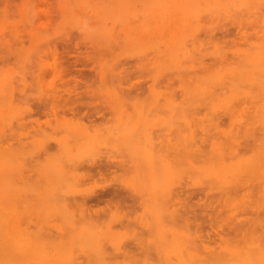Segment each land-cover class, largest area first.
<instances>
[{
	"label": "rangeland",
	"instance_id": "1",
	"mask_svg": "<svg viewBox=\"0 0 264 264\" xmlns=\"http://www.w3.org/2000/svg\"><path fill=\"white\" fill-rule=\"evenodd\" d=\"M0 264H264V0H0Z\"/></svg>",
	"mask_w": 264,
	"mask_h": 264
},
{
	"label": "bare ground",
	"instance_id": "2",
	"mask_svg": "<svg viewBox=\"0 0 264 264\" xmlns=\"http://www.w3.org/2000/svg\"><path fill=\"white\" fill-rule=\"evenodd\" d=\"M80 164H81V163H80ZM90 164H91V163H90ZM92 164H93V163H92ZM86 165H87V163H86ZM94 165H95V162H94ZM100 165H101V164H100ZM100 165L98 164V165H96V166H98V168H99ZM75 166H76V165H75ZM75 166H74V167H75ZM90 166H93V165H90ZM90 166H89V164H88V167H90ZM96 166H95V167H96ZM95 167H93V168H95ZM90 169H91V167H90ZM90 169H89V170H90ZM113 191H114V190H113ZM111 192H112V191H111ZM112 193H113V192H112ZM116 193H117V192H116ZM226 193H227V192H226ZM224 194H225V193H224ZM94 197H95V196H94ZM96 197H97V196H96ZM97 198H98V197H97ZM97 198H96V199H97ZM79 202H81V201H79ZM81 203H82V202H81ZM81 203H79V204H81ZM82 204H83V203H82ZM82 204H81V205H82ZM83 205H84V204H83Z\"/></svg>",
	"mask_w": 264,
	"mask_h": 264
}]
</instances>
